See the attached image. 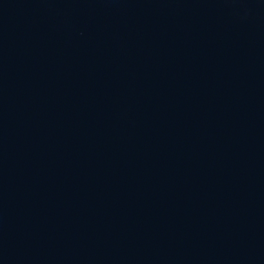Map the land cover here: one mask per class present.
Segmentation results:
<instances>
[{
	"label": "water",
	"instance_id": "obj_1",
	"mask_svg": "<svg viewBox=\"0 0 264 264\" xmlns=\"http://www.w3.org/2000/svg\"><path fill=\"white\" fill-rule=\"evenodd\" d=\"M0 264H264V0H0Z\"/></svg>",
	"mask_w": 264,
	"mask_h": 264
}]
</instances>
